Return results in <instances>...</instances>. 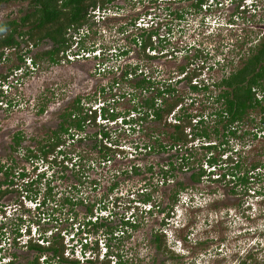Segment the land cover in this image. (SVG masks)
I'll return each mask as SVG.
<instances>
[{
  "label": "rangeland",
  "instance_id": "374dc122",
  "mask_svg": "<svg viewBox=\"0 0 264 264\" xmlns=\"http://www.w3.org/2000/svg\"><path fill=\"white\" fill-rule=\"evenodd\" d=\"M117 1L109 7L111 12L102 14L104 20L100 18V22L94 24V31L85 32L86 38L80 44L86 54L88 50L95 49L106 53L108 57L104 61L99 62L92 56L78 58L74 55L77 51L74 46L77 44H73L68 50V62L52 64L49 58H41L44 53L56 49L52 41H41L32 48L21 40L20 48L9 50L3 63L0 62V88L4 94L0 92V97H3L0 98V167L5 165L8 171L15 167V172L28 173V177L20 179L17 174L12 175L10 180L15 185L8 186L5 183L7 170L0 172V189L9 191L0 198V245L3 248L0 255L6 258V263L32 264L39 255L24 246L30 243L27 231L37 238L43 235L52 239L60 235L68 242L73 237L72 232L77 233L78 229L79 233L72 244L78 238L88 236L89 248L93 250L99 241L102 254L108 248L113 252L112 264L119 262V256L126 264H243L248 256L253 257L248 264H264V167L256 172L249 186L214 183L208 177L203 182H194L193 175L199 172L198 160L205 154L199 151L197 158L190 160L195 170L177 168L174 172L177 182L183 183L188 189L182 199L187 203L194 198V208L187 207L190 203H179V208L173 210L175 215H170V218L167 211L170 199L177 191V183L163 184L162 173L172 163L175 167L179 166L181 161L177 159V151L173 149L149 155L134 146H142L145 141L154 142L147 137L148 130L155 132L157 137L160 134L162 143L170 146L172 142L169 134L174 132L172 128L151 123L133 131L130 126L108 124L122 148L138 152L116 156L111 163H104L101 154L95 149V136L103 127L98 123L88 125L87 122L84 132L86 139L73 142L67 138L68 144L64 147L70 157L80 159L78 163L84 167L83 173L71 164H62L61 155L56 154L58 163L55 162L56 157H52L49 162L39 161L34 165L27 158L29 152L47 145L54 133L61 131L67 115L73 111L76 114L69 119L70 122L77 121L79 115H91V112L86 111L101 102L107 103L116 115L127 114L132 110L140 101H132L134 98L131 100L132 97L127 96L123 99L122 95L127 92L141 96L142 92L133 88L134 79L131 76L127 79V73L137 66H140L139 73L145 70L144 73L157 83L172 80L175 84L176 81V96L186 99L182 115L204 116L209 125L206 126L213 128L211 115L222 108L215 99L210 98L212 92L217 90L212 87L210 93L191 91L189 83L179 72L180 68L189 66L188 72L204 68L199 80L213 84L241 68L251 47L264 38V0H210V8L205 6L201 12H197L196 8V11L190 9V4L196 3L195 0L185 3L160 0L163 5L159 7L152 0ZM254 5L257 7L252 9ZM31 11L32 1H2L0 24L8 20L19 21ZM175 11H182L185 18L178 19L174 15ZM146 13L149 16L153 14L154 20L142 23ZM138 18L142 26L150 24L151 30L160 32L161 37H156L154 41L160 49L165 50L157 52L166 53H163L166 56L163 60H148L142 54L141 47L134 45V39L140 34L132 24L138 26ZM20 56L38 61L35 69L30 67L27 75L24 71L29 61H21ZM21 69L23 73L17 71ZM79 107L81 111H77ZM44 109L45 113H42ZM251 118L259 122L260 111L252 113ZM172 121L170 119L168 123ZM65 125L70 126L69 123ZM244 128L242 132L257 131L253 125ZM75 130L71 128L70 133ZM20 134L24 139L17 151L12 147ZM253 137V134L247 136L244 143L229 139L230 145L225 148L242 154L243 162L249 168L264 163V138L254 140ZM187 151V148H183L182 154L185 155ZM215 155L219 156V152H215ZM223 159L226 161V156ZM51 164H54L53 167ZM135 165L140 166V174L129 173ZM203 166L207 174L213 169L206 163ZM150 167H153V172L149 171ZM113 187L116 190L112 192ZM142 190L153 194L150 203L152 206L160 204L161 212L156 208L152 214L137 210L136 222L139 227H125V221L135 212L134 207L141 205L133 201L132 197L136 196L139 201L147 197V193L142 194ZM135 192L138 193L135 195ZM71 198L77 202L84 201L85 204L71 208L66 202ZM102 201L109 207L108 212L106 215L99 212L102 218L97 222L93 219L94 225L89 224L91 205ZM167 219H171V222ZM162 231L183 240L189 234L190 241H183L181 247L173 251L181 258L172 256L164 249L158 250L156 234ZM166 237L163 238L166 242L164 246L170 249L168 243L171 240L168 242ZM68 254H72V250ZM49 255L43 256L41 262L46 257L50 259ZM76 257L80 258V252H76ZM93 257L92 254L90 258ZM80 259L82 262L79 264H93L86 258ZM101 259H104V255L100 256Z\"/></svg>",
  "mask_w": 264,
  "mask_h": 264
},
{
  "label": "trees",
  "instance_id": "16d2710c",
  "mask_svg": "<svg viewBox=\"0 0 264 264\" xmlns=\"http://www.w3.org/2000/svg\"><path fill=\"white\" fill-rule=\"evenodd\" d=\"M6 0H0V2ZM21 2L32 1L33 11L27 13L26 16L22 17L19 21L8 20L5 23L0 24V62L3 63L6 56V52L9 49H18L21 46V40L26 43H34L38 45L41 41L50 40L57 47L54 51H49L44 53L41 58H49L52 64H59L63 59L61 54L67 52L71 47L70 42L72 37L70 33H80L81 30L94 31L96 21L90 17V11L93 9L102 8L108 9L110 5L117 0H19ZM215 1V0H213ZM245 0H242L244 2ZM257 1V0H255ZM193 6L197 9V12H201L203 6L210 2V0H195ZM178 17L183 18L182 11H175ZM135 24H132L134 27ZM137 27H135L136 29ZM140 37L134 39V45L141 47V52L145 58L148 60H157L166 58L165 52H159V44L154 41L156 37H161L158 30L151 29H137ZM156 44V45H155ZM158 44V45H157ZM165 51V50H164ZM152 54L150 55V53ZM165 53V54H163ZM157 54H159L157 56ZM169 54V53H167ZM248 57V58H247ZM172 57L171 59H173ZM20 60L23 61L24 58L20 56ZM102 62V61H100ZM36 64L38 61L36 60ZM193 65V64H192ZM20 68V67H18ZM143 69V68H142ZM189 66H182L179 70L181 76H184L190 89L193 92L200 93H210V89L214 87L219 93L212 92L211 99H215L217 105H222V108L218 109L211 115L213 119V128L208 127V121L204 116L201 115H182L185 104V97L176 96L177 90L175 84L172 80H167L166 83L156 82L153 78L149 77L144 73H139L140 66H137L135 70L127 73V79L131 76L134 79L133 88L136 91H141V96L138 94L125 93L122 98L132 97V101H140L136 103L132 110L127 114L123 115H110L112 120L117 118L130 117L133 115L130 121H125V125L130 126L133 131L137 130V127L144 128L145 125L156 123L164 125L166 128H172L174 132L169 134V140L172 145L168 146L162 143V137L156 136L155 132L151 133L149 130L147 132V137L149 136L154 142H147L142 146H134L137 150L145 151L147 154H157L161 152H168L175 149L177 151V159L181 161L178 167L172 163L170 168L163 170L162 178L164 179L163 184L177 183V191L174 192L170 199L169 211L167 214L171 215L177 204L181 200L183 193H186L188 189L184 187L183 183L177 182V177L174 176V172L184 168L186 171L195 170V167L190 164V160L197 158L199 151L205 152L202 154L198 160L199 172L193 175L194 182H203L204 178L209 179L214 183H225L234 184L235 186H249L251 180L254 178L256 172L264 167V163H257L252 165V167H247L243 162V156L239 153H234L229 149H225L226 146L230 145L229 139L240 140L243 143L246 142L247 136L251 134L254 135V140L263 137L264 132V38L259 42V44L252 46L248 55L243 60L242 67L234 71L229 77H225L219 81L213 82V84H208L200 81L204 68L201 71L194 70L193 72H188ZM181 81V80H180ZM200 81L194 84V82ZM162 84V85H161ZM162 86V87H161ZM151 94V96L148 95ZM133 95V96H132ZM140 96V97H139ZM118 98V96H115ZM81 111L82 108L79 107L77 111ZM260 111L259 122L255 118H251L252 113ZM76 111H73L67 115V119L64 124H62L61 131L55 132L54 137L49 141L47 145H41L38 150H34L28 153L27 158L35 165L39 161L49 162L50 156L54 155L57 150L67 144L64 141V137L70 134V129L75 128L76 132H85L86 123L91 121L96 123L97 116L90 117L88 114L83 117L79 115L77 121L70 122L69 119L74 117ZM179 114V115H178ZM136 115L140 116L139 118ZM175 118L174 123H168L170 118ZM69 123L70 126L66 127L65 124ZM208 125V126H206ZM253 125L256 132H249L248 130L241 131L244 126L250 128ZM245 129V128H244ZM142 131V129L140 130ZM103 140L100 139L99 146H96L97 153L102 156V161L106 163L111 161L116 156L127 155L126 151L120 149H114L112 146L105 144V140H113L115 136L112 132H107L102 130ZM261 134V135H260ZM154 135V136H153ZM261 136V137H259ZM76 136L73 135L72 138ZM264 138V137H263ZM23 135H18L15 138V148L19 149L23 144ZM262 139V138H261ZM112 142V141H111ZM114 143V142H113ZM189 146L190 149H189ZM183 148H187V153L183 155ZM215 152H219V156L215 155ZM63 157L65 162H71L73 164L74 157H70L67 151L60 150L59 152ZM58 153V154H59ZM75 153V152H74ZM73 153V154H74ZM228 154H231L228 156ZM233 154H236L233 155ZM182 155V156H181ZM113 156V157H112ZM226 156V161L224 158ZM203 158H205L204 163L213 169H219L217 172H210L207 174L203 166ZM56 163L57 160L55 161ZM77 162H74L73 167L78 168ZM75 168V169H76ZM7 168L4 166L0 167V172H4ZM15 167H12L9 171L5 172L7 181L5 183L9 186H14L13 180H10L12 175L17 174L18 179L28 177L26 171L19 172L16 171ZM84 170V168H83ZM153 167H150L149 171L153 172ZM14 171V172H13ZM36 171V170H35ZM81 172V171H79ZM129 172V171H128ZM140 166L135 165L132 167V171L129 173L140 174ZM83 173V172H82ZM215 175H217L215 178ZM42 177L39 176V178ZM214 177V178H213ZM83 178V177H82ZM80 180H83V179ZM4 183V185H5ZM97 182L94 183L96 185ZM116 187L111 188V191H115ZM9 191H0V195L3 197L7 195ZM147 197L144 199L145 203H150L153 200V194L148 192L145 194ZM67 204L70 207L75 208L78 205H84V201H75V199H68ZM92 204V203H91ZM89 210V215H95V209L100 208V210H107V205L100 203L92 204ZM161 212V205L156 204ZM166 225V223H164ZM133 229H137L138 224H131ZM110 233H108L109 235ZM21 236V235H20ZM53 237L52 240L46 239V244L35 243L30 241V243L24 245L29 251H34L38 253V257L32 264H43L41 259L46 254H51L50 259H48V264H79L76 259L66 258L67 245L63 238ZM163 232H158L156 234V243L159 251L166 250L172 256L176 258H181L180 255L174 253L172 250L167 249L166 242L164 241ZM19 238V237H18ZM2 240L0 239V244ZM50 242V243H49ZM50 245H49V244ZM48 244V245H47ZM165 245V246H164ZM1 246V245H0ZM19 247V246H18ZM121 258V256H119ZM253 259L252 256H248L243 264H248V261ZM90 263L93 264H112L110 260L100 261L92 260ZM7 264H15L10 261ZM119 264H126L124 261H120Z\"/></svg>",
  "mask_w": 264,
  "mask_h": 264
},
{
  "label": "clouds",
  "instance_id": "9594fccd",
  "mask_svg": "<svg viewBox=\"0 0 264 264\" xmlns=\"http://www.w3.org/2000/svg\"><path fill=\"white\" fill-rule=\"evenodd\" d=\"M152 1H154L155 3V5L157 6V7H159V6H161V5H163V3H160V0H152ZM187 0H168V2H171V3H173V2H176V3H185ZM162 2H164V0L162 1ZM256 2V1H255ZM212 4H215V3H212ZM221 4V3H220ZM254 4V3H253ZM209 5V2L206 4V5H204L203 7H205V6H208ZM217 5H219V3L218 4H216V6ZM254 7H257V6H252V9L254 8ZM244 10H246V7H244ZM106 12H111V8H108V9H102V8H97V9H95V10H91L90 11V17H92L93 18V20L94 21H96V22H100L99 20H100V18H101V20L103 19L104 20V18L103 17H101L102 16V14L103 13H106ZM109 15H111V14H109ZM145 17H144V20H154V18H153V14H151L150 16H149V13H146L145 15H144ZM151 17V18H150ZM139 19L140 18H138L137 19V23H138V21H139ZM139 24V23H138ZM135 27H137L136 29H142V28H145V27H141V26H136L135 25ZM145 29H149V28H145ZM85 32L86 33H89V31L87 30V31H85V30H81V32L80 33H74V31H72L71 32V35H70V37H69V39L72 37V40H71V42H70V45H71V47H72V45L73 44H77L76 46H74V48H75V50H77L75 53H74V55H76L78 58H81L82 56L85 58V56H86V51H85V49H83L82 47L80 48V44H82V42H83V40H84V38H86V36L84 35L85 34ZM22 44V43H21ZM30 45H31V47L32 48H34V43H29ZM37 46V45H36ZM71 47L68 49V50H70L71 49ZM9 50H17V49H9ZM9 50H7V52H6V55H7V53H9ZM68 50H67V52H63L62 54H61V57H62V62H68L69 60V52H68ZM96 52H97V50L95 49V50H88V54H90L92 57H94V58H96L97 59V61H104V58H107L108 56H107V54L106 53H103V51H98L99 52V54H96ZM97 52V53H98ZM103 54V55H102ZM126 53H124V55H125ZM90 56V57H91ZM90 57H87V58H90ZM5 58H6V56H5ZM4 58V59H5ZM24 60H26L27 62L29 61V65H25V75H27L28 73H30V67L31 68H33V69H35V66H37V64H36V60L34 59V58H31V59H27V58H24ZM23 69V68H22ZM22 69L21 70H17L18 72H21L22 71ZM143 71H141L140 73H142ZM21 73H23V72H21ZM2 85H0V87H1ZM0 92H2V95H4L3 94V91H2V89L0 88ZM6 94V93H5ZM0 98H3L2 96L0 97ZM98 103V102H97ZM102 103V102H101ZM96 104L95 106H91L90 108H89V110H87L86 111V113L87 112H91V115H89L90 117H93V116H97V118H96V123H98L99 125H100V127H103V129L102 130H104V131H106V128L108 127V124H110L111 122H115V121H117L119 118H117L116 120H112L111 118H110V115H113V114H115V110H113V112L110 110V108H109V106H107V103H105V104ZM42 113H44V111H42ZM132 117H134L133 115H131L130 117H123V116H121L120 118H124L125 119V121L127 120V121H130L131 120V118ZM136 117H138V115H136ZM99 118H101V119H99ZM171 119V121L173 120V118L171 117L170 118ZM173 122V121H172ZM90 124H94V122H92L91 123V121H89V124L88 125H90ZM124 127H128L127 125H125V122H124V124H122ZM85 129H86V127H85ZM101 130V131H102ZM101 131H100V133H99V135L100 136H102V138H101V140H103L104 138H103V135L101 134ZM84 134V135H83ZM73 135H75L76 137L75 138H72V136ZM66 136H68V137H66ZM65 137H64V139H65V141H67V144H68V139L67 138H70L69 140H72L73 142H77V141H79V140H83V139H86V136H85V133L84 132H76V130H75V132L74 133H70L69 135H66ZM112 141V142H111ZM111 141H109V140H105V144L106 145H108L109 146V144L112 146V148H114V149H120V150H123V151H126V154L128 155V154H134V151H136V150H134V151H132V150H127V149H121L122 148V146H120V144L118 143V141H116V139H114L113 138V140H111ZM114 142V143H113ZM67 144H65V145H67ZM65 145H63V146H61L58 150H57V152L54 154V155H52V156H50V159H52V157H56V160H58L59 158L56 156V154L57 155H61L59 152H60V150H62V151H65L64 150V147H65ZM110 146V147H111ZM133 152V153H132ZM59 153V154H58ZM135 154H136V152H135ZM119 156H121V155H119ZM60 160H61V162H63L64 161V157L61 155V158H60ZM80 159L79 158H77V159H74L73 160V162H77V164L79 165L78 166V170L79 171H83V166L81 165V163L79 164L78 163V161H79ZM112 161V160H111ZM72 162V163H73ZM108 162V161H107ZM66 164H67V166H70V164H71V162H65ZM63 164V163H62ZM74 164V163H73ZM73 164H71L72 165V167H73ZM52 166L51 167H53V165L54 164H51ZM74 168H76V167H74ZM36 169V168H35ZM66 169L68 170V167H66ZM219 170V169H218ZM211 171L212 172H217V169H211ZM211 172V173H212ZM210 173V172H209ZM44 175V174H43ZM217 175H215V177H216ZM256 176V175H255ZM217 178V177H216ZM143 192H142V194H145V193H148V191H144V190H142ZM139 193H140V191H138ZM138 192H135L134 194L136 195ZM141 194V193H140ZM185 193H183L182 194V196H181V200H180V204L179 205H189V203L191 204V205H189V206H187V207H190V208H194V207H192L193 205H194V202H195V200H194V198H192V199H190L187 203H185L184 202V200L182 199V197H183V195H184ZM133 195V194H132ZM131 195V196H132ZM129 199H131V198H129ZM132 200L133 201H136V203L137 204H141L140 206L139 205H137V207H134V210H135V212H134V214L133 215H131L130 216V218H128V220H126V219H124V221H125V227H130V228H132L131 227V224H137V222H136V218L138 217L137 215V213H136V211L137 210H139V211H141L142 210V212L143 213H147V214H152L153 213V210L156 208V205L155 206H152L151 205V203H145L143 200H141V201H139V199H136V196H133L132 197ZM178 204H177V206L175 207V210H176V208L178 207L179 208V206H178ZM148 206L150 207L149 209H147L148 208ZM109 208V207H108ZM108 208H107V210H100V208H98L97 210H96V213H95V215H97L96 217H95V215H93V216H91L90 218V220H89V224H93L94 225V223L92 222V220L93 219H95V222H97V220L99 221V218L101 217L102 218V216H100L101 214H99V212H101L102 213V215L104 214V215H106V213L108 212ZM145 208V209H144ZM156 209H158V208H156ZM159 210V209H158ZM111 214H113L112 212H110ZM171 215H175V211H173L172 213H171ZM170 218H171V216H170ZM168 221H169V223L171 222L170 220L171 219H167ZM98 224V223H97ZM86 225V224H85ZM84 229H85V227H84ZM84 229H82V230H84ZM177 230H179V229H177ZM28 232V235H29V241H34L35 243H38V242H40V243H44V244H46V239L47 240H52L51 238H46V237H44L43 235H40V236H38V238L36 237V236H34V235H31L32 233H31V231L29 232V231H27ZM163 233H164V235L165 236H167L166 238H167V241L169 242V240H171V243H168L169 244V248H170V250H172V251H177V249L179 248V247H181V245L183 244V241H190V236H189V234H187V237H185L184 238V240L183 239H180V238H178V237H176L175 235H172V236H168L167 234H168V232L167 231H162ZM79 233V230L77 229V233H73L72 232V234H73V237L67 242L66 240H65V243H66V245H67V251H66V258H71V259H76L77 261H79V263H81L82 262V260L80 259V258H82V259H85L86 258V261H92V260H97L98 258L100 259V256H103L104 255V259H101L102 261H104L105 259H107L108 258V260H110V261H112L113 259L112 258H114V256H113V252L111 251L110 252V248H108V250H106L105 252H104V254H102V250H100V248H99V241H97L96 242V245L94 246V249L92 250H90V248H89V237L88 236H83V237H81V238H78V241H76L74 244H72V242L77 238V234ZM110 235H112V233H110L109 234V236ZM36 238V239H35ZM110 239V238H109ZM50 243V242H49ZM48 243V244H49ZM47 244V245H48ZM50 245V244H49ZM107 246V245H106ZM2 250H3V248H2V246H0V252H2ZM70 250H72V254H68V252L70 251ZM97 250V251H96ZM88 251H89V253H88ZM76 252H80V258L79 257H76ZM68 254V255H67ZM88 254H90V255H88ZM94 255V257L93 258H90V256L91 255ZM183 255H185L184 253H182ZM51 255V254H50ZM49 255V256H50ZM49 258V257H48ZM48 258L46 257L45 259H44V261H42L41 263H43V264H48L47 263V261H48ZM4 260H6V258H4L3 256H1L0 255V264H3V263H5V264H7ZM123 261V259L122 258H120V260H119V262L118 263H115V264H119L120 263V261ZM4 261V262H3Z\"/></svg>",
  "mask_w": 264,
  "mask_h": 264
},
{
  "label": "flooded vegetation",
  "instance_id": "af4514ba",
  "mask_svg": "<svg viewBox=\"0 0 264 264\" xmlns=\"http://www.w3.org/2000/svg\"><path fill=\"white\" fill-rule=\"evenodd\" d=\"M119 1H120V0H119ZM116 2H118V1H116ZM114 3H115V2H114ZM0 4H1V2H0ZM205 5H206V4H205ZM110 6H111V5H110ZM208 6H209V8H210L211 5H208ZM189 7H190V9H191L192 11H196V10H195V7L193 6V3H191ZM204 8H205V7H203L202 10H205ZM190 9H189V10H190ZM202 10H201V11H202ZM26 15H27V14H25V16H26ZM174 15H176V16L178 17L177 14H174ZM176 16H175V17H176ZM185 16H186V15L183 14V18H185ZM20 19H21V18H20ZM20 19H19V20H20ZM178 19H179V17H178ZM43 111H44V113H45V109H44ZM261 133H263L262 135H264V132H261ZM263 137H264V136H263ZM263 137H261V138H263ZM99 138L101 139L102 136H100L99 134H98L97 136H95V140H96L95 148H96L97 145L99 146V144H100V139H99ZM14 144H15V143H14ZM144 144H145V143H144ZM144 144H143V145H144ZM15 147H16V146H14V148H15ZM12 148H13V147H12ZM14 148H13V149H14ZM14 150H15V149H14ZM16 150L19 151L18 148H17ZM31 161H32V160H31ZM6 170H8V169H6ZM140 173H141V172H140ZM1 188H2V187H1ZM0 191H3V190L0 189ZM0 198H3V196L0 195Z\"/></svg>",
  "mask_w": 264,
  "mask_h": 264
},
{
  "label": "built area",
  "instance_id": "2783aa9c",
  "mask_svg": "<svg viewBox=\"0 0 264 264\" xmlns=\"http://www.w3.org/2000/svg\"><path fill=\"white\" fill-rule=\"evenodd\" d=\"M150 18H151V17H150ZM144 21H145V20L143 19V20H142V23H143ZM139 26H141V27H145V28H149V29L152 28L150 24H147V25L142 26V24L139 23ZM154 40H155V39H154ZM96 54H99V52H98V53L96 52ZM86 56H87V57H90L91 55H90V54H86ZM112 112H113V111H112ZM99 119H101V118H99ZM124 122H125V119H124V118H119L117 121H115V122H111V124H112L113 126H116V125H117V127H118L119 125L122 126V124H124ZM119 123H120V124H119ZM128 127H129V126H128ZM106 131H107V132H112V130H110L109 127L106 128ZM112 135H113V134H112ZM109 146H111V145L109 144ZM121 149H124V148H121ZM134 152L137 153L138 151H134ZM120 157H121V156H120ZM110 163H111V162H110Z\"/></svg>",
  "mask_w": 264,
  "mask_h": 264
}]
</instances>
